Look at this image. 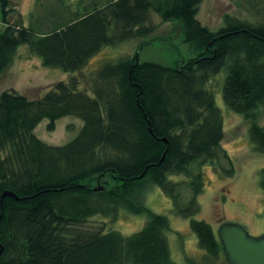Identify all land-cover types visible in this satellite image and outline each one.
Returning a JSON list of instances; mask_svg holds the SVG:
<instances>
[{"label":"trees","instance_id":"trees-1","mask_svg":"<svg viewBox=\"0 0 264 264\" xmlns=\"http://www.w3.org/2000/svg\"><path fill=\"white\" fill-rule=\"evenodd\" d=\"M51 1L67 11L65 0ZM202 1L79 0L73 11L37 19L36 30L7 24L9 0H0V74L22 46L44 68L75 74L103 48L147 37L151 15L179 23L183 42L196 53L172 67L128 58L102 64L85 91L72 77L38 99L0 94V264H175L168 219L141 198L147 186H155L170 199L172 213L190 218L203 189L201 168L232 174L220 147L222 117L206 87L222 70L224 105L248 123L251 148L264 155V127L258 124L264 109V22L226 16L224 26L211 32L196 19ZM68 116L82 122L70 142L49 146L35 137L43 120L52 132ZM194 166L199 171L193 175ZM175 176L188 179L185 207ZM259 186L264 195V169ZM4 192L14 198L1 200ZM122 210L145 218L137 233L87 227L94 217L113 221ZM189 228L200 250L222 254L208 223L191 219Z\"/></svg>","mask_w":264,"mask_h":264},{"label":"rangeland","instance_id":"rangeland-1","mask_svg":"<svg viewBox=\"0 0 264 264\" xmlns=\"http://www.w3.org/2000/svg\"><path fill=\"white\" fill-rule=\"evenodd\" d=\"M78 2L65 0L67 11H73ZM9 10L7 24L25 27L31 24L36 30L40 26L37 19L48 17L53 11L56 16L67 13L62 10V4L57 5L51 0H9ZM226 16L241 22L261 24L264 22V0H203L198 7L196 19L209 31L216 32L224 26ZM150 25L153 30L147 37L103 48L88 62L85 69L75 74L44 68L40 60L30 55L27 47L22 46L11 64L0 74V94L14 91L28 99H38L56 83H66L72 77L79 82V89L85 91L88 78L102 64L124 58L133 59L137 56L139 63L152 62L170 67L195 58L196 53L183 42L179 23H165L158 16L151 15ZM3 28L4 25H0V31ZM224 78L225 72L222 70L206 87L212 93L222 117L223 139L220 147L231 162L232 174H225L219 167L201 168L203 189L196 198L197 212L190 218L172 213L170 199L155 186H147L141 198L142 204L151 212L168 219L170 232L166 237L175 264H228L221 253L211 257L199 249L196 236L189 228L191 219L208 223L215 236L222 224L239 225L252 238L264 235V195L259 186L264 155L252 150L248 140V123L224 105L221 91ZM88 95L91 96L90 93ZM47 124L48 121L43 120L33 133L49 146L65 145L77 136L82 127L81 120L71 116L57 120L52 132L47 131ZM258 124L264 127V109L259 111ZM220 162L227 169L226 161ZM198 171L194 166L191 173L194 175ZM171 180L180 184L176 191L181 206L185 207L190 198L186 185L188 179L175 176ZM144 223V217L122 210L113 221L94 217L88 221L87 227L101 229L103 232L114 230L123 236H130L137 233Z\"/></svg>","mask_w":264,"mask_h":264},{"label":"water","instance_id":"water-1","mask_svg":"<svg viewBox=\"0 0 264 264\" xmlns=\"http://www.w3.org/2000/svg\"><path fill=\"white\" fill-rule=\"evenodd\" d=\"M137 58V56L133 58L136 63H138ZM101 190V187L93 189V191ZM6 197L14 198V195L4 192L1 200ZM217 238L228 264H264V235L252 238L239 225L222 224L218 228Z\"/></svg>","mask_w":264,"mask_h":264}]
</instances>
